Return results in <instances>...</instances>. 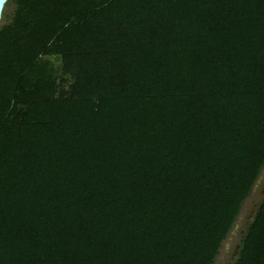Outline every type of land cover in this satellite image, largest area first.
<instances>
[{
    "label": "trees",
    "instance_id": "obj_1",
    "mask_svg": "<svg viewBox=\"0 0 264 264\" xmlns=\"http://www.w3.org/2000/svg\"><path fill=\"white\" fill-rule=\"evenodd\" d=\"M0 264H212L264 166V0H7ZM231 264H264V190Z\"/></svg>",
    "mask_w": 264,
    "mask_h": 264
},
{
    "label": "rangeland",
    "instance_id": "obj_2",
    "mask_svg": "<svg viewBox=\"0 0 264 264\" xmlns=\"http://www.w3.org/2000/svg\"><path fill=\"white\" fill-rule=\"evenodd\" d=\"M0 24H2L1 21ZM263 185L264 166L260 170L259 176L253 184L249 195L244 199L233 225L231 226L225 239L221 242L218 249V255L215 257L212 264H231L234 258V256H232L233 248L235 245H237L240 236L243 234L244 227L249 220L248 214L250 210H254L258 200L263 195L261 192Z\"/></svg>",
    "mask_w": 264,
    "mask_h": 264
},
{
    "label": "water",
    "instance_id": "obj_3",
    "mask_svg": "<svg viewBox=\"0 0 264 264\" xmlns=\"http://www.w3.org/2000/svg\"><path fill=\"white\" fill-rule=\"evenodd\" d=\"M6 2H7V0H0V19H1V14H2L3 7H4ZM263 190H264V185L261 188V192L262 193H263ZM252 213H253V210H250V212L248 214L249 220L252 217ZM237 248H238V245H235L234 248H233V251H232V256H235Z\"/></svg>",
    "mask_w": 264,
    "mask_h": 264
}]
</instances>
